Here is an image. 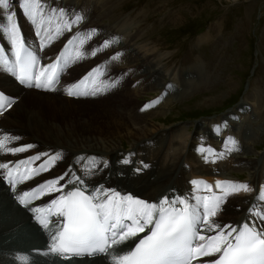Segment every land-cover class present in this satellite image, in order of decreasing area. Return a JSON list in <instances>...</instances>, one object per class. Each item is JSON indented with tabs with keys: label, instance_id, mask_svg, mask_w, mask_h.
Segmentation results:
<instances>
[{
	"label": "rangeland",
	"instance_id": "374dc122",
	"mask_svg": "<svg viewBox=\"0 0 264 264\" xmlns=\"http://www.w3.org/2000/svg\"><path fill=\"white\" fill-rule=\"evenodd\" d=\"M86 1L91 11L95 9L103 10L105 6L106 9L111 7L113 11L109 15L111 18L108 17L98 22L89 20L85 23L84 12L80 11L81 8L76 9L72 15H67V13L64 18L66 22H69L76 16L83 17L79 23L73 25H80L82 28L77 40L73 43L74 47L77 44L79 47L77 49L73 48L72 53L74 54L77 51L85 53L84 60L87 59L86 63L99 69V80L95 83L98 91L100 89L98 86H102L109 75L113 73V70L123 65H121L123 63L121 50L116 44L118 28L114 27L116 26V23H113L115 21L122 22L120 27H122L121 30L125 34H130V32L134 34L137 28L140 27L139 31L142 32L139 36L140 42L138 41L140 49L143 48L144 51L153 52V58L160 59L164 71L175 72L177 80H193L192 87L187 91L188 93L179 96V99L171 104L172 107L166 110L167 116L165 115L163 118L158 116L145 121L134 120L125 114L123 105L130 102L128 98L107 102L105 103L107 105L100 103L79 105L63 100L65 95H59L61 90H65L62 85L58 86L56 93L50 94L61 100L43 98L39 95L33 96L30 95L32 92L27 91L28 94L24 96L22 102V98L17 97L20 98L17 103H21L22 107L18 109V112H13L11 115L12 119L16 118V120H12L10 117V119H6V122L26 126L31 133L37 135L46 143L57 145L71 142L87 148L92 145V148L101 151V153L104 149L103 144H106L107 147L113 146L110 152L117 148L129 150L131 146H137L142 142L141 139L144 137L156 136L155 132L150 133L147 130L162 123L166 124L168 130H175L169 138L162 139L164 141L160 143L164 155L169 156V153L171 154L174 150L173 147L178 144L176 140L188 139L190 142L187 148L190 147L191 151L198 152L199 156L202 157V145L206 138L197 137L194 134L197 129H194L195 132L192 133L188 129L189 126L185 128L184 122L196 119L203 120L205 116L214 115V120H211L209 125L220 131L219 126L222 125V120L225 118L221 115L225 110L230 112V117L240 116V120L243 121L248 111L245 112L242 109L239 114L231 113L242 105L243 108L252 107V110L257 109L258 112H263L261 117H264V0H112L107 5L105 0ZM48 2V0L42 2L39 0V7L36 8L38 23H32L34 27L28 29L26 34L23 33L25 40L38 42L36 33L37 31L39 34L44 32L43 28L45 26H42L44 15H46L44 22L46 25L52 22L50 29L52 27L55 29L57 25V21H54V18L50 16L51 14L56 15L58 21L63 19L60 14L55 13L56 9L53 10L54 3L48 4ZM22 3L23 0L10 1L11 5H17L16 7L11 6V8L12 10L15 8L18 20L24 28L28 22H31V19L23 13L20 7ZM8 10L0 8V12L3 14ZM126 15H128V18L124 19ZM67 17L70 19H67ZM119 18L120 20H117ZM137 20L140 21V26L133 30ZM0 25H7L6 18L0 22ZM4 34H0L2 38L6 37V34ZM57 39L53 36L52 41ZM81 40L87 44L86 47H83L86 44L80 43ZM106 43L107 47H105ZM91 44L95 45V49L92 51H90ZM143 50L141 49L142 53H144ZM92 52H95L96 55L93 56ZM104 56V63L100 64L99 62ZM80 71L82 70L72 72L70 75V77L73 75L71 83L77 79ZM125 71L129 76L128 80L133 81L137 69L130 67V69L126 68ZM3 77L9 78L0 67V79ZM9 82L12 81L9 80ZM1 85L0 87L4 88ZM135 86L133 83V87ZM222 92L226 93L218 95ZM157 94L152 92L144 98L139 96L135 98L154 99ZM72 98L78 99L79 97ZM83 99L94 101L93 98ZM200 100L205 102L203 101L204 103L197 107L191 105ZM140 103L141 101H139V105ZM251 105H254V107ZM185 108L187 109L185 110ZM245 123L246 126L241 129V132L244 133L242 136L238 134L239 124L235 128L233 127L232 131L236 132L237 129L234 136L241 137V142L238 141L237 144L241 154L245 150L254 151L255 153L245 155L250 159H243V163L247 162L248 165L255 166L254 160L259 158L261 162L264 155V132L262 133L263 138L258 139L261 129H253L256 123L252 119L246 120ZM259 124L260 122L257 125ZM54 127L64 131L63 137H60ZM130 130L134 131L136 137L131 138L127 135ZM221 132L227 135L224 131ZM71 137H74V139ZM254 140L258 141L253 143ZM256 143H258L257 146H254ZM208 144L211 145L210 142ZM28 145L33 144L29 143ZM212 152L206 154V156H209ZM221 159L223 160V158ZM191 163L195 165L194 167L198 165L196 162ZM259 165L257 176L259 179H255L253 182L249 181L252 190L246 192L252 193L257 190L261 192L258 196V202L253 207L257 211L264 210V200L261 199V196L264 195V159ZM49 169L50 172H54L55 163L50 165ZM230 174L219 173L218 176L249 178L247 171ZM212 175L214 176V174ZM207 176L210 177L211 175ZM210 182L213 183L214 179ZM54 191L52 190L51 193ZM163 193L166 194L164 191ZM243 204L233 203L231 207L237 210L236 207H241ZM7 250H11L9 246L0 250V259ZM206 258L208 257L203 259Z\"/></svg>",
	"mask_w": 264,
	"mask_h": 264
},
{
	"label": "bare ground",
	"instance_id": "6f19581e",
	"mask_svg": "<svg viewBox=\"0 0 264 264\" xmlns=\"http://www.w3.org/2000/svg\"><path fill=\"white\" fill-rule=\"evenodd\" d=\"M48 1V4L54 3V5L58 7L56 8L55 13H58L61 15V17H63V19L58 21L57 16L53 15V18L55 16L54 21H57V25L55 26V29L53 27L49 29V32L50 30L51 32L53 30V36L57 37L58 39L53 41L48 40V36L50 35H48L44 31L38 35V42L27 40L25 41L28 44H31L34 50L36 49V52H40L39 47H41V45L46 42V46L43 47L42 50L44 49V58H46L47 61L53 59H55L56 61L58 55L61 57L62 70H58L59 78H61V82L58 83L59 86L62 85V87H67L69 86V84L71 86L78 85V87H76L75 89L76 91L88 93V95L86 96H76L79 97L78 99L65 98L63 100L79 105L93 103L107 105L105 104L107 102L116 101L120 98H128L130 99V102L126 105H123L124 109L122 108L125 114L134 120L139 119L145 121L152 120L158 116L161 118L165 117V115L167 114L166 110L172 107L171 104H173L175 100H178L179 96L186 93L192 87L193 80H177L175 72L164 71L165 69H163V66L160 63V59H155V57L153 58V52L150 53L144 51L143 48L141 49L144 51V53L141 52V49L139 47L140 43L138 46V41L140 38L139 36H141L142 34V32L139 31L140 27L137 28V31H135L136 33L134 34H132L131 32L130 34H125L121 30L122 27H120L122 25V22L115 21L113 22L116 23V26L114 27H117L118 31L120 32L119 33L117 31L118 37L116 44L121 50V59L123 58V63H121V65H123L114 69L116 72L113 70V73L109 75L108 79L102 84L101 88L98 91L95 87V83L99 80V69L92 64H87V59L84 60V56L79 60L75 59L76 52L74 54L72 53L73 48L77 49L79 47L78 44L74 47L73 43L77 40L78 35L80 34L81 26L75 25L73 26V28H71V30H68L66 24H68L70 21L66 22L64 17L67 13V15H72L76 9L79 10V8H81L80 11L84 12V21L86 19L87 21H103L104 19L110 17L109 15H111V12H113L111 10V7H109L110 9H106L107 7L105 6L103 10L95 9L91 11L86 0H63L60 2H58V0ZM105 1V4L107 5L112 0ZM68 4L71 6H68ZM20 7L23 9V3ZM61 9H63V12L60 11ZM67 9L71 11H65ZM11 12H13V10H10L9 12L7 11L4 14L0 12V22H2L3 19L6 18L7 15ZM50 16H52V14ZM125 18H128V15H126L124 19ZM67 19L70 18L67 17ZM117 20H120V18ZM62 22H64V24L62 25V27H60V23ZM7 23L8 22L6 20V24ZM43 26H46V24H43ZM138 26H140L139 20L135 22L133 30ZM32 27H34L32 26V22H28V24H26L23 28V33L26 34L28 29H31ZM57 28L60 29L59 34L56 31ZM71 33H74V36L72 37L73 42L63 47L65 40ZM0 34L3 35L4 31ZM62 36H65V38H62ZM86 46L87 44L83 47ZM94 49L95 45L91 44L90 51ZM63 59H68L69 63L67 65H64ZM55 61H51V64ZM0 67L6 74L8 73L7 69L4 66L0 65ZM130 67L137 69V71H135L133 81L128 80L129 76L125 71L126 68L130 69ZM197 68L196 70L198 71ZM79 70L82 71L78 73L77 79L71 83V78L73 77V75L72 77H70V75L72 74V72ZM84 75L85 77L82 80L81 78ZM9 80H11L12 82H9ZM16 82L17 81L15 80L13 75H10L9 78L3 77L2 79H0V83L2 84L0 85L4 87H0V89L4 92V95H1L0 98L5 99V97L7 96V103L14 101L17 97H21L22 102L23 98H25L24 96L28 94L27 91L32 92L30 93V95L33 96L39 95L43 98L61 100L56 99L52 95H50L54 94L50 91L24 87L21 85V83L17 82V84ZM87 82L89 83L86 87ZM133 83L136 85L135 87H133ZM113 84H115V87L112 86ZM56 87L58 89V86ZM35 92L36 94H34ZM152 92H156V94L159 92V95L151 100L135 98L137 96L144 98L145 96H147V94H151ZM93 93L97 94L93 95ZM225 93L226 92H222L218 95ZM83 98H93L94 101H86V99ZM139 100H142L140 105ZM146 101L150 102L146 103ZM203 101L204 100H200L194 104L192 103L191 105L197 107L198 105H202L205 102ZM146 105H151V107L145 108ZM242 106H240L239 109L237 108V110L232 111L231 113L239 114L241 113L242 109L244 111L247 109V107L243 108ZM251 106L254 107V105ZM20 107H22L21 103H15L12 109L3 112V116L0 117V140L4 141L6 147L24 146L28 145L29 143L33 144L34 147H32L28 151L15 155L8 154L6 150H0V163H11L15 158L34 152H38V154H41L45 157L49 154L59 153L62 157L60 160L55 162L54 172L47 171L39 175H35L34 172L31 173V175L33 176L32 181L34 182L26 185V187H29L32 184L38 183L44 179L51 180L55 177L61 176V174L71 172L73 175H79L84 179L85 186L90 190L91 193H94L97 188H103L119 192L121 195H131L136 199L156 204H159L161 199L164 197L172 198L179 196L185 200H188L187 198H189L195 206L196 201H194L193 197L200 196V193L198 191L187 190L188 176L192 173V175L204 174L206 176L212 173L214 174V176H218L219 173L232 174L242 172L244 173L245 171H247L249 173L248 180L250 182H253L255 179H259L257 178L260 168L259 164L262 163L264 155L261 158V162L258 158L256 160L253 159L255 166H251L252 164L248 165L247 162L243 163V159H250L245 155H249L251 153L253 154L254 151L251 152L248 150V152L245 150V152L241 154L240 150H238L239 146L237 145L239 142H241V137L234 136L233 138L228 139V134H222L223 132H220L216 127H213L208 123L207 125L205 123L206 121L201 122L197 126L198 128L194 134L199 138L205 137L206 139L211 141L210 143H213L214 146L217 145L219 147H224L225 154L220 156V159L217 162L215 161L214 165L213 160L208 162L206 165L203 164V159H211L214 151L209 156H206L205 154L201 157L199 156L198 152L191 151L190 147H186L185 151L182 152V154H180L179 156H175V154L171 155L170 153L169 156L164 155L161 150L160 143L164 141L162 139H165L166 137L169 138L171 136V133L175 130H168L165 126L166 124L162 123L159 125H155L151 129L147 130L150 133L155 132V135L157 134L156 136H150L152 138L148 136L144 137L143 139H141L143 140L142 142H140L137 146H131L129 150L120 148L114 149V147V150L110 152L113 146L110 145L109 147H107L106 144H103L104 149L102 150L103 153H101V151H97L92 148V145H90L91 147L87 148L84 146L80 147L79 145L71 142H65L64 144L57 145L53 143H46L42 141L37 135L31 133L26 126L6 122V119H10L12 113L18 112V109ZM186 109L187 108H185V110ZM12 120H16V118H13ZM236 125L238 124H234L233 127L235 128ZM12 126H14V128H12ZM54 129L57 131L60 137H63L62 134L64 133V131L62 129L55 127ZM127 135L131 138L136 137L134 131L132 130H130ZM6 137L7 139H5ZM12 137H19L20 139L18 141H15L11 139ZM71 138L74 139V137ZM182 138L184 139V137ZM225 140L226 142L221 144V142ZM233 141H235V143H232ZM221 158H223V160ZM124 160H129L131 161V163L125 164L122 162ZM187 161L196 162L198 165L196 167L192 166L190 169H188V165L185 164ZM145 165H147V167H145ZM211 165H213L214 167H209ZM137 169H139V171H137ZM240 177L241 176H237L236 178ZM206 179H208V181H212L213 179L215 180V178H213L212 176ZM17 181L18 178L16 179V182ZM231 182L235 181L232 180ZM72 186L74 185H68V188H66L65 191H67ZM51 191L45 189V192H43V194L39 198L37 197L35 202H33V199H31V203H29L28 206L24 208L13 199V191L0 177V250L7 246H9V248L11 249L4 252L3 257L0 259V264H57V262L55 261H50V253L46 244V241L49 242L51 240L49 231L46 230L43 235L31 219V208H33L34 204L37 203V207H40L59 194V192L54 191L53 193H51ZM163 191L166 194H164ZM259 194H261V192L257 190L252 193H237L229 196L226 202L222 204V207H224L223 210L226 208L225 214H221L219 218L212 217L211 219L215 220L219 224L225 221L228 222V225L234 226L238 222V220L241 219L237 225V227H239L244 219H250L248 210L249 208H253L254 205H256V203L258 202ZM233 203L240 205L244 203L242 206L243 208L240 210H235L234 207H231V204ZM51 227L52 225L50 226V228ZM142 234L143 233H140L138 236H141ZM210 234L212 233H208L207 235ZM135 239L136 237L130 240L126 245H121L119 247L109 249V252L106 254L97 255L91 259L85 258L81 260H74L75 262H73L72 264H109L106 255H108L110 261L115 264V261L111 259V256L116 254H124L129 251L137 241ZM216 256L208 257L206 259H203L204 257H202L197 261L196 264H211V261H213Z\"/></svg>",
	"mask_w": 264,
	"mask_h": 264
},
{
	"label": "snow or ice",
	"instance_id": "6c2138e0",
	"mask_svg": "<svg viewBox=\"0 0 264 264\" xmlns=\"http://www.w3.org/2000/svg\"><path fill=\"white\" fill-rule=\"evenodd\" d=\"M37 7L39 0H23L22 11L34 24L38 23ZM0 8L4 10L11 8L10 0H0ZM60 11L63 12V9ZM82 19L83 17L76 16L67 24L68 30ZM6 20L8 22L6 26L0 25V33L6 30L11 46L15 49L16 58L12 66H8L6 59L3 60L7 70L9 72L18 70L17 79L29 88L56 91V85L59 83L58 70H62L61 57L58 55L54 63L47 65L37 75H33L31 69L37 64V57L25 48L16 13L8 14ZM56 31L60 33L59 28ZM36 34L39 35V32L37 31ZM52 39V36H48V40ZM72 42L69 40L68 43ZM80 43L83 44L84 41L81 40ZM45 46L46 42L41 45L42 48ZM107 46L106 43L105 47ZM3 51L4 49L0 48V53ZM84 55L85 53L77 51L75 59L79 60ZM92 55L96 53L92 52ZM68 63V59H63L64 65ZM112 86L115 87V84ZM76 87L78 85L66 88L69 97L88 95L86 92L76 91ZM150 107L151 105L145 106V108ZM11 139L18 141L20 138ZM32 147L34 146L6 147L4 141L0 140V150H6L8 154L22 153ZM61 158L59 153L49 154L46 157L36 154L28 158L27 163L41 161L33 170L35 175H39L49 171V165ZM122 162L131 163L129 160ZM24 163L25 160L11 166L10 162L0 163V170H7L4 178L12 185L13 191L16 188V180L12 175L13 167L18 168ZM31 178L32 175L23 177L25 180ZM191 183L199 186L203 182ZM68 185L75 187L65 191ZM206 187L209 192L212 191L211 185ZM45 189L55 190L61 195L51 201L43 218L38 215L36 219L42 228L49 231L51 253L71 252L70 256H63L65 260L73 256L81 258L108 253L114 246L126 245L140 233L147 231L149 234L141 237L129 251L111 256L115 264H192V261L198 257H211L217 254L218 258L211 261V264H264V210L249 208V221L239 227L221 225L211 219L222 210V204L229 196L241 191H251L246 183L217 181L216 189L222 195L194 196L195 206L179 196L164 197L159 204H156L103 188H97L94 193H89L81 176L66 172L43 182L38 191L32 193L25 191L16 198L21 205L27 207L31 203L30 197L35 198L39 193L45 192ZM261 199L264 200V195ZM32 210L41 212L38 208ZM208 233L214 234L207 235Z\"/></svg>",
	"mask_w": 264,
	"mask_h": 264
}]
</instances>
